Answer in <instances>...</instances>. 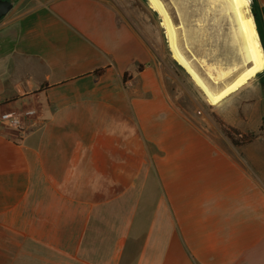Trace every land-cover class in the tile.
<instances>
[{
    "label": "crops",
    "instance_id": "obj_1",
    "mask_svg": "<svg viewBox=\"0 0 264 264\" xmlns=\"http://www.w3.org/2000/svg\"><path fill=\"white\" fill-rule=\"evenodd\" d=\"M11 1L0 113L36 112L0 126V264H264V70L218 105L236 145L120 0Z\"/></svg>",
    "mask_w": 264,
    "mask_h": 264
},
{
    "label": "rangeland",
    "instance_id": "obj_2",
    "mask_svg": "<svg viewBox=\"0 0 264 264\" xmlns=\"http://www.w3.org/2000/svg\"><path fill=\"white\" fill-rule=\"evenodd\" d=\"M163 1L174 22L179 25L181 46L188 56L205 58L210 63L222 67L244 66L247 53L239 33L237 17L231 10L230 0ZM120 2L124 11L136 18V25L144 33L146 40L157 48L159 59L175 71L174 75L169 74L167 85L178 107L196 121H202V117H205L209 122H213L210 123L213 128L224 130L223 120L216 113L220 110V106L218 107L220 103L217 105L208 103L190 75L172 57L160 15L149 6L147 0ZM250 13L255 23L257 16L260 22L262 21L256 0H250ZM195 64L205 75L203 66L196 60Z\"/></svg>",
    "mask_w": 264,
    "mask_h": 264
},
{
    "label": "bare ground",
    "instance_id": "obj_3",
    "mask_svg": "<svg viewBox=\"0 0 264 264\" xmlns=\"http://www.w3.org/2000/svg\"><path fill=\"white\" fill-rule=\"evenodd\" d=\"M149 6L161 17L172 57L186 70L194 83L202 91L205 100L217 105L233 92L247 84L264 70V50L253 15L250 13V0H230L231 10L237 17L239 33L247 53V61L242 68L222 67L210 63L205 58L188 56L180 41L177 25L163 0H147ZM195 60L205 69L206 74L197 68Z\"/></svg>",
    "mask_w": 264,
    "mask_h": 264
},
{
    "label": "built area",
    "instance_id": "obj_4",
    "mask_svg": "<svg viewBox=\"0 0 264 264\" xmlns=\"http://www.w3.org/2000/svg\"><path fill=\"white\" fill-rule=\"evenodd\" d=\"M36 112L35 109L29 108L23 112L15 110L4 111L0 113V126L10 128L19 134H24L28 128V123L25 117Z\"/></svg>",
    "mask_w": 264,
    "mask_h": 264
},
{
    "label": "trees",
    "instance_id": "obj_5",
    "mask_svg": "<svg viewBox=\"0 0 264 264\" xmlns=\"http://www.w3.org/2000/svg\"><path fill=\"white\" fill-rule=\"evenodd\" d=\"M262 10L264 11V8ZM261 18H262V16H261ZM256 23H257V29H258V32L260 34L261 41H262L263 46H264L263 24H262V21L260 22L258 16L256 17ZM222 126H224V131L226 132L227 136L236 145L241 144V143L246 142V141H250L255 137V134H253V133L245 134L235 127L226 125L223 121H222Z\"/></svg>",
    "mask_w": 264,
    "mask_h": 264
},
{
    "label": "water",
    "instance_id": "obj_6",
    "mask_svg": "<svg viewBox=\"0 0 264 264\" xmlns=\"http://www.w3.org/2000/svg\"><path fill=\"white\" fill-rule=\"evenodd\" d=\"M12 8L13 2L11 0H0V19L6 16L12 10Z\"/></svg>",
    "mask_w": 264,
    "mask_h": 264
}]
</instances>
